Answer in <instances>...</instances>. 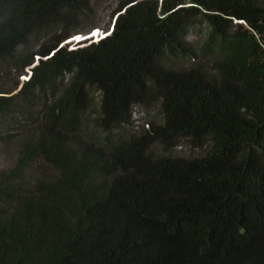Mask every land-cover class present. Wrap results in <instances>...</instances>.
Listing matches in <instances>:
<instances>
[{
    "label": "trees",
    "instance_id": "16d2710c",
    "mask_svg": "<svg viewBox=\"0 0 264 264\" xmlns=\"http://www.w3.org/2000/svg\"><path fill=\"white\" fill-rule=\"evenodd\" d=\"M99 28L0 0V264H264V0H125L65 45Z\"/></svg>",
    "mask_w": 264,
    "mask_h": 264
},
{
    "label": "rangeland",
    "instance_id": "374dc122",
    "mask_svg": "<svg viewBox=\"0 0 264 264\" xmlns=\"http://www.w3.org/2000/svg\"><path fill=\"white\" fill-rule=\"evenodd\" d=\"M124 1L125 0H92V17L96 22H98L100 24L101 28L96 29V31L99 30L102 37L99 36V39H96L95 41H93V40L86 41L84 43V45L76 44L75 38L73 37L72 39H70L68 42L65 43V45L68 47V49L74 50V49H77L79 47H83V46L86 47L92 43H98V42L106 39L112 33L111 30H112L113 22L115 19V13H116L119 5ZM90 34H88V35H90ZM75 37H76V35H75ZM82 37H84V36H82ZM191 39H195V36H191ZM28 77H22L21 81L23 82V81L28 80ZM134 113L135 114L133 115V120L135 121V127H139L143 123H145L149 120H152L155 116V114L153 112H151L150 114H147V113L142 112L138 109H136L134 111ZM174 154H177V155L180 154V147L175 150ZM10 165H11L10 162H6L3 159V157H0V169H7L10 167Z\"/></svg>",
    "mask_w": 264,
    "mask_h": 264
},
{
    "label": "clouds",
    "instance_id": "9594fccd",
    "mask_svg": "<svg viewBox=\"0 0 264 264\" xmlns=\"http://www.w3.org/2000/svg\"><path fill=\"white\" fill-rule=\"evenodd\" d=\"M111 31H113V28H112V30ZM96 32V33H95ZM94 33V36H92V38L91 39H87L88 41H90V40H93V41H95L96 39H99V36H101V34H100V31L99 30H95V31H93L90 35H92ZM90 35H86V36H84V37H88V36H90ZM76 37H82V36H76ZM102 37V36H101ZM75 38V37H74ZM68 42V41H67ZM73 42V41H72ZM86 42V41H85ZM84 42V43H85ZM84 43H81V44H78V45H82V44H84Z\"/></svg>",
    "mask_w": 264,
    "mask_h": 264
}]
</instances>
